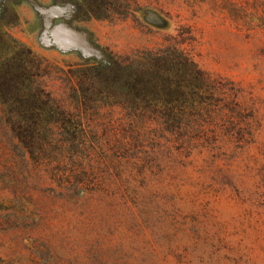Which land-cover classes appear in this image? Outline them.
Instances as JSON below:
<instances>
[{"label":"rangeland","instance_id":"374dc122","mask_svg":"<svg viewBox=\"0 0 264 264\" xmlns=\"http://www.w3.org/2000/svg\"><path fill=\"white\" fill-rule=\"evenodd\" d=\"M4 42L54 114L0 99V264H264V0H0ZM187 59L221 99L176 137L125 81Z\"/></svg>","mask_w":264,"mask_h":264},{"label":"trees","instance_id":"16d2710c","mask_svg":"<svg viewBox=\"0 0 264 264\" xmlns=\"http://www.w3.org/2000/svg\"><path fill=\"white\" fill-rule=\"evenodd\" d=\"M8 49V45L5 42L2 43L1 55L7 54ZM157 65L159 68L162 66L161 64ZM183 68L168 69L167 72L158 69L157 76L152 77L151 80H144L143 77H140L132 81H125L128 96L132 99L153 100L158 108L157 117L172 125L173 135L176 137H183L190 132L191 128L189 127H191L195 117L191 113L192 103L203 98L206 91L212 90L213 96L218 100L221 99L220 90L214 88L213 80L208 74L201 71L192 60H185ZM28 72L27 67L20 61L17 63L15 61L8 62L6 57L0 59V99L10 93L13 99L16 97L20 100V102L15 100L12 102L16 109L14 113L34 122V118H38L41 113L42 116H45V122L48 123V116H53L54 109L48 103H43L41 106L34 90L30 89L29 85H24L23 77ZM180 74L183 75L181 80H179ZM184 78L186 79L183 80ZM39 109L41 112H38ZM27 127L21 126L20 130H26ZM37 127L39 128L38 125Z\"/></svg>","mask_w":264,"mask_h":264},{"label":"water","instance_id":"95a60500","mask_svg":"<svg viewBox=\"0 0 264 264\" xmlns=\"http://www.w3.org/2000/svg\"><path fill=\"white\" fill-rule=\"evenodd\" d=\"M51 41L58 49L63 51L84 49L83 37L65 25L55 27L51 32Z\"/></svg>","mask_w":264,"mask_h":264}]
</instances>
